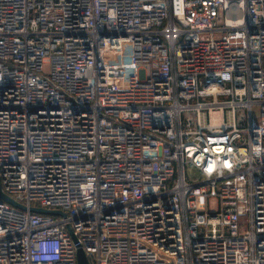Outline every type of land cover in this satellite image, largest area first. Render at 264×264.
<instances>
[{"label": "built area", "instance_id": "built-area-1", "mask_svg": "<svg viewBox=\"0 0 264 264\" xmlns=\"http://www.w3.org/2000/svg\"><path fill=\"white\" fill-rule=\"evenodd\" d=\"M0 185V264H264V0H0Z\"/></svg>", "mask_w": 264, "mask_h": 264}, {"label": "water", "instance_id": "water-1", "mask_svg": "<svg viewBox=\"0 0 264 264\" xmlns=\"http://www.w3.org/2000/svg\"><path fill=\"white\" fill-rule=\"evenodd\" d=\"M0 200L4 201L5 203L9 204L12 207H15L16 209H19L22 211L25 210V207L16 203L14 200H12L10 197H8L2 192L1 185H0ZM29 211L37 215L62 216V217L64 216L60 211H50V210H45V209H40V208L32 207L29 209ZM75 259H76V264H89L84 251L78 245H77V250L75 254Z\"/></svg>", "mask_w": 264, "mask_h": 264}, {"label": "rangeland", "instance_id": "rangeland-1", "mask_svg": "<svg viewBox=\"0 0 264 264\" xmlns=\"http://www.w3.org/2000/svg\"><path fill=\"white\" fill-rule=\"evenodd\" d=\"M113 64H117V63L115 62V63H113Z\"/></svg>", "mask_w": 264, "mask_h": 264}]
</instances>
